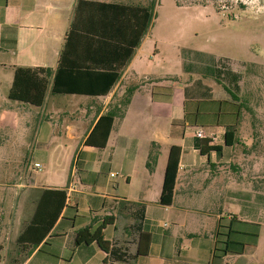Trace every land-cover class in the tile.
I'll list each match as a JSON object with an SVG mask.
<instances>
[{"label":"crops","instance_id":"obj_1","mask_svg":"<svg viewBox=\"0 0 264 264\" xmlns=\"http://www.w3.org/2000/svg\"><path fill=\"white\" fill-rule=\"evenodd\" d=\"M156 4L0 0V264H264V205L250 201L253 190L234 171L243 159L238 144L225 145L238 108L231 78L214 75L227 59L172 48L163 23L153 30ZM59 64L120 76L105 96L70 94L85 96L82 114L66 106L47 111ZM18 67L51 69L41 106L9 98ZM129 86L135 89L105 145L85 144L114 93ZM57 113L63 116L55 125ZM199 129L206 137L196 136ZM196 140L221 150L202 154ZM171 146L180 153L171 202L162 204ZM47 190L44 197L57 201L56 191L64 193L56 221L37 246L33 230L19 243ZM107 216L113 222L102 233L125 254L121 260L95 242L75 243L77 229ZM140 233L148 236L144 254H136Z\"/></svg>","mask_w":264,"mask_h":264},{"label":"rangeland","instance_id":"obj_2","mask_svg":"<svg viewBox=\"0 0 264 264\" xmlns=\"http://www.w3.org/2000/svg\"><path fill=\"white\" fill-rule=\"evenodd\" d=\"M155 7L153 30L163 23L164 39L171 41L172 48L179 45L205 50L227 59L226 66L240 75L241 90L234 91L239 110L235 130L241 142L236 148L243 154L240 176L243 184L253 190L250 201L264 205V0H157ZM46 98L47 111L65 106L74 114L85 110L84 105L80 107L85 96L51 95L48 91ZM62 116L54 115L53 123L58 124ZM50 139L53 136L47 145ZM78 143L74 142L73 151Z\"/></svg>","mask_w":264,"mask_h":264},{"label":"trees","instance_id":"obj_3","mask_svg":"<svg viewBox=\"0 0 264 264\" xmlns=\"http://www.w3.org/2000/svg\"><path fill=\"white\" fill-rule=\"evenodd\" d=\"M50 68H22L18 67L14 71L12 85L9 90V98L17 101H22L36 106H41L44 102L45 94L49 84V76L51 75ZM117 70H71L70 68H64L59 64L55 70L51 85L50 92L53 94H82L105 96L116 83L119 78ZM217 80L231 78V97L237 103L238 108V95L234 93L241 90V86L237 85L238 81H241L240 75L234 73L227 68L223 70L218 69V74L214 75ZM135 89V86H129L120 90L114 94L110 100L109 109L106 113L102 114L90 134L85 140V144L103 147L106 143L109 135L112 123L115 117L123 116L124 111L130 101V97ZM239 115V110H238ZM234 144H241L237 138L235 126H230L225 132V145L230 146ZM154 145V144H153ZM152 145V146H153ZM195 146L199 148L202 154L208 151L220 152V146L213 145L208 146L207 142L196 140ZM180 148L178 146H171L168 153L167 164L164 171L163 183L160 192L159 201L162 204H169L173 195V187L177 172V164L179 158ZM146 165L149 170L152 166V153H149L146 161ZM234 171L237 175H241L240 167L234 166ZM51 191L47 190L43 192V197L37 204L33 219L31 221L30 229L27 233H23L19 236L18 242L22 241L33 230L35 233L34 239L31 243L33 246H37L40 241L47 235L54 222L56 221L64 202V193L62 191H56V194H62V199L57 201L56 199H46V195ZM113 222V217H104L103 221L96 227L84 226L76 230L75 243L90 244L95 242L103 251L107 252L111 257L121 260L125 255L123 252L117 250L110 241L104 238L103 229L107 224ZM148 245V236L146 234H139V244L136 254L146 253Z\"/></svg>","mask_w":264,"mask_h":264},{"label":"built area","instance_id":"obj_4","mask_svg":"<svg viewBox=\"0 0 264 264\" xmlns=\"http://www.w3.org/2000/svg\"><path fill=\"white\" fill-rule=\"evenodd\" d=\"M196 136L199 137V138H204V137H206L204 131L201 130V129H199V130L196 132ZM210 138H211V140H214V137H213V136H210ZM34 167H35L36 169H40V168H41V166H40L39 163H34ZM114 175H115L114 173H110V176H114Z\"/></svg>","mask_w":264,"mask_h":264}]
</instances>
